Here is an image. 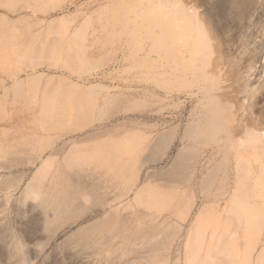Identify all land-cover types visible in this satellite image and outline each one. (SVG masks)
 <instances>
[{"label": "bare ground", "instance_id": "obj_1", "mask_svg": "<svg viewBox=\"0 0 264 264\" xmlns=\"http://www.w3.org/2000/svg\"><path fill=\"white\" fill-rule=\"evenodd\" d=\"M111 2L98 15V28L91 16L62 18L58 25L49 26L45 37L53 42L48 56H53L58 68L82 69V80L87 66L100 70L86 72L91 77L106 73V66H127L153 90L161 88L165 99L191 100L189 120L183 129L167 127L150 138L129 142L109 137L88 151L77 153L78 149L62 156L65 145H60L47 154V146L40 149L44 134L64 124L57 114L46 117L51 110L45 109L46 102L35 111L36 101L25 92V79L39 74L18 76L19 65L28 61H22L23 45L20 52L16 43L7 50V42H0V68H16L9 71L13 83L5 92L14 91L15 96L3 105L25 109L34 125L31 134L19 139L3 140L0 135V158L6 160L0 167L35 166L15 207L21 218L19 229L5 240L0 255L6 264H35L59 232L101 207L106 211L102 218L68 233L43 264H93L101 259L119 264L129 256L136 258L135 264H169L170 260L173 264H264V0ZM41 3L38 9L48 10ZM118 49L122 55L110 59ZM105 88L97 81L69 91L78 96L62 114L70 118L65 113L75 107L69 123L73 129L81 125L79 116L88 114L87 103L94 108L91 97ZM117 99L118 95L110 102ZM176 143L179 146L163 171L154 167L144 173L166 158ZM10 175L4 180L2 176L0 192L15 186L14 180L20 184L27 173ZM131 190L133 197L123 204ZM32 209L40 219L32 213L26 216ZM5 225L13 229L11 220ZM40 230L44 238L38 249H32L29 241Z\"/></svg>", "mask_w": 264, "mask_h": 264}, {"label": "rangeland", "instance_id": "obj_2", "mask_svg": "<svg viewBox=\"0 0 264 264\" xmlns=\"http://www.w3.org/2000/svg\"><path fill=\"white\" fill-rule=\"evenodd\" d=\"M0 1H1L0 2L1 3L0 4V13H1L0 14V18H1L0 19V42H3L4 45H5V42H7L8 47H6V45H5V48L7 50L12 49L11 47H13V44L16 43L18 50H20V52H21V46L22 45H23L22 47L26 51V55L22 57V61H24V59L28 60V61H26L27 64L19 65L20 66V68L18 70L19 72L17 71V73L19 74L18 76L20 78H23V76H24L23 79H25V78H27V75L31 74L32 72H37L39 74L35 77L31 76L32 79H30L29 77L27 80L25 79V82H26L24 84L25 92H27L28 97L32 96L30 99H32V100L34 99L33 101H36L35 111H37V109L42 106L43 102H46V104L44 103L45 109L46 110L51 109L49 111H46V117L50 118L52 116V114L53 115L57 114V116L60 117L62 123L65 125V126L63 125L62 127L59 126L58 129H56L54 131L51 130V131L47 132L46 134H44V139L40 144V149L42 147L47 146L48 147L47 152H46L47 154L49 152H51L52 148H55V147L60 148L61 147L60 145H62V146L65 145L64 146L65 148L62 151V156H64L69 151L75 152V150L77 151L78 149L79 150L77 151V153L80 152V150H81V152L82 151H88V150H91L92 148H95V146H97L99 143L106 141L109 137L130 139V140H128L129 142H131L133 140H137L138 138H140L142 136L143 137L149 136V138H150L151 136L155 135L156 133L162 132L168 128H172V127L177 126L178 128L183 129L184 125L187 123L186 120H189L190 114L192 113L191 109L193 107V102L191 100L187 99V100H185V102L178 103L177 100L165 99V97L163 96L164 92L162 91L161 88L155 87V90H153L151 88L153 86H151L149 83H148L149 84L148 85L144 81V79H142V82H141V80H139L137 78V75H139L138 71H134L133 69H131L127 66H121V67L117 66L116 69H113V66L109 67V66H106V64H104L106 67L101 66L100 69L105 67L107 72L104 73L105 71H103V73H101V75H99L97 77L96 76L91 77L86 72H90V71L93 72V71L98 70L99 68H91V67L87 66L84 69V71H86L85 75H84L86 80H82L79 77L80 76L79 74L81 73L80 71L82 69H80V71H78V69H76L77 71L76 70L73 71V69H70L71 70L70 71V70H68L69 68H66L64 66L58 68V65L57 66L55 65V60H54L53 56H48V55H51L52 47H51L50 43L53 42V40H50L47 37H45L46 31H47L46 29L49 26L53 27L55 25H58L59 21L62 18L70 19L72 17H76V18H78V20L79 19L81 20L83 18L85 19L88 16H91V18H94V21H93L94 26L96 27V25H97L96 28H98L100 26L99 22H97V18L99 17L98 15H101V12L105 11L106 8H108L109 5H111V3H112L111 0H48V1H45V0H4L5 5L2 4V0H0ZM42 1H43V3L44 2L46 3V6H47L46 8L48 10L43 11L41 9H38V7L40 6L39 4ZM37 4L39 6H37ZM61 9H62V11H61ZM28 14H30V15H28ZM7 17H10V18L8 19ZM10 21H11V23H10ZM17 26H18V28H17ZM24 27L26 30L24 29ZM40 27H42V28H40ZM18 32H20V33H18ZM31 32H33V33H31ZM27 37H29L30 39ZM11 39H13V40H11ZM46 39L49 41H46ZM30 41H31V43H30ZM40 41H42V42L40 43ZM28 42H29V44L27 45ZM43 42H44V44H43ZM100 42L101 41H99V43ZM48 44H50V45L48 46ZM64 44H66V39L62 42V46H64ZM32 45H34V47ZM39 45L41 46V48ZM37 46H39V47H37ZM45 46H48V47H45ZM35 49H36V51H35ZM38 50H39V52H38ZM43 51L45 53H43ZM29 52L31 54H29ZM96 52H97V50H96ZM96 52H95V54H97ZM121 52L122 51L120 49H118L117 51L114 52V54L112 55V57H110V59L115 60L116 56L120 57L122 55ZM48 53H50V54H48ZM1 54L2 53L0 52V55ZM48 57H49V59H48ZM29 58H30V60H29ZM113 63H111V64H113ZM32 65H34V66H32ZM52 65H54V66H52ZM89 68H91V69L88 70ZM110 69L113 71H111ZM14 70L16 71V68H14L12 70H6V69L0 68V94H1L0 100L4 99L2 102L0 101V118L4 117V119H2L0 121V131H1L0 135L3 134V136H4V137L2 136V138H4L3 140H6V138L11 139L12 137H13V139L22 138L25 135L31 134L33 131V128H34L33 127L34 125L31 121V119L28 117V112H25V109L18 107L19 111H17V109L11 107L10 105H9V107L6 106L7 108L3 105L4 102L9 101V99L11 100L15 96L14 91L12 92L11 90H8V92H7L8 94L5 93L6 89H9V86L13 83V78H11L9 76V71H14ZM98 71H100V70H98ZM55 73L57 75H55ZM58 73L59 74L62 73V74H60V76H59ZM64 74H65V77L62 76ZM61 76L64 78L62 79ZM132 76H133V79H132ZM28 81L31 84L32 83L33 84L30 86ZM34 81H36V83ZM97 81H101V83H103L106 86V88L100 94H95L94 97H91V98H95V101H96L94 108L91 105H89L90 102H88L87 103V105L89 106L88 114H86L84 116H79V118L81 120V125L79 126V129L78 128H76L77 130L73 129L69 123L73 120V118H72L74 116L73 112L75 113V111H73L75 109H73V108H75V107L72 106L71 112L65 113V114H70V118H66L64 116V114H62L64 112H66L65 109L68 108L67 107L68 102L72 101L73 99L77 98V96H78L77 92L71 94V93H69V91L72 88L74 90L77 89L79 91L81 87H85L89 83H93V82H97ZM26 84H28V85H26ZM28 86L30 87V90H29V88H27L28 90L25 89ZM54 86H55V88H54ZM44 89L48 90V91H45ZM59 89L64 90V91L61 92V90H59ZM32 91H33V93H32ZM121 91H123V92H121ZM45 93L47 95H45ZM4 94L6 96H4ZM41 94H43V95H41ZM58 94H59V97H57ZM117 95H118L119 100L117 99L115 102H110L111 99ZM51 96H53V97H51ZM107 96L110 97V99H109L110 101L107 100L108 102L104 105V101H105ZM79 98H84V97L79 96ZM85 98L91 99L90 96H87ZM39 99L42 101V103L40 102ZM43 99H45V101H43ZM48 99L51 100L49 104L47 103ZM53 99H54V101H53ZM121 100L123 103L121 102ZM52 101L54 103L53 107L51 106ZM135 101H140L143 103H141V106L135 107L132 104L133 102L135 103ZM187 101L190 103H188ZM40 104H41V106H39ZM47 104L49 106H46ZM157 105H160V106H157ZM179 106H180V108H179ZM8 108H11V109L9 110ZM21 110H23V113H21ZM92 110L94 112H92ZM68 111H70V110L68 109ZM111 115H113V116H111ZM99 130H101V132ZM154 130H156V131H154ZM138 131H140V133H137ZM93 132L97 135H95L93 137H89V135L93 134ZM96 132H98V133H96ZM117 132H119V133L117 134ZM19 133H21V134H19ZM25 133H27V134H25ZM58 134H60V136H62V137L56 139V136ZM86 134H87V136H86ZM111 134H113V135H111ZM19 135H20V137H18ZM80 136H81V138H79ZM16 137H18V138H16ZM48 138H54L53 142H51V141L48 142L49 141ZM13 139H11V140H13ZM78 139H81V140H78ZM178 146L179 145L176 143L172 147V149L169 152V155L166 158H164L162 161L152 165V167L150 166L151 168L150 167L146 168L144 170V173H146L147 171H150V170L152 171L154 169V167H155L154 170H156V171H163V169L170 162V160L173 157ZM5 161L6 160H4V158H0V162H5ZM23 170L27 173V175L25 176V178L22 180V182L20 184H17L16 183L17 181L14 180L15 186H12L9 189H5L4 191L0 192V193H3V194H0V198L2 199V200L0 199V203H4L5 201H7L4 205L0 204L1 205L0 206V219L3 222L0 225V254L4 248L5 240L8 241L10 236H11V233L13 231L15 232V230L19 229V226H20L19 222L21 221V218L16 216V212H15L16 208L15 207L18 205L19 199L22 195V191L24 190L26 182L28 181V179L32 175L33 170H35V166L32 164L26 163L23 165L15 166V167H13V169H7V168L2 169L0 167V181L2 180V176H3V180H4L6 177L11 176L10 175L11 173L12 174L18 173V171L23 172ZM1 172H3V173H1ZM10 191H12V192H10ZM4 192H5V194H4ZM132 195H133V190H131L129 192L128 196L125 195L123 197V201H122L123 204L127 203L130 200V198L133 197ZM3 196L4 197L8 196L9 200L7 198H4ZM105 212L106 211H104L101 207H99L98 209L96 208V210L89 212L77 224L67 226L64 230L59 232L58 235L51 241L49 246L44 250L45 252L43 251L38 256L35 264H43L46 261L49 262L50 257L52 255H54L55 251L57 250L56 249L57 245L62 241V239H64V237L68 233L76 230L78 227H80L82 225L89 223L90 221L102 218L104 216ZM31 213H32V216L40 219V215L38 213H36V211L33 209H32V211H28L26 213L27 214L26 216L32 217V216H30ZM101 214H102V216H101ZM14 216H16V217H14ZM9 220H11V222L13 223V229H10V227L5 225ZM25 220H26V218H25ZM5 234H7V235H5ZM41 235H42V237H41ZM43 235H44V231L40 230L37 233V235H35L36 237L34 238V240L29 241L30 247L32 249H38L39 248L38 243L41 241V238L42 239L44 238ZM162 258L164 259L165 256ZM0 259H1L0 264H6V261L2 255H0ZM135 259L136 258L134 256H129L127 258L125 257V258L121 259L122 262H119V264H127V263L128 264H135ZM94 263L95 264H97V263L98 264H111V263L105 261V259H101L99 262L96 260H93V264ZM173 263H174L173 260H170L169 264H173ZM73 264H75V262ZM161 264H163V262Z\"/></svg>", "mask_w": 264, "mask_h": 264}]
</instances>
